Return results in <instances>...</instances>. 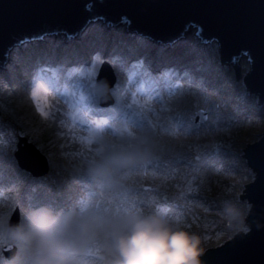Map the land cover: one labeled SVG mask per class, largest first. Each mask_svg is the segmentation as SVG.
<instances>
[{
	"label": "rangeland",
	"instance_id": "rangeland-1",
	"mask_svg": "<svg viewBox=\"0 0 264 264\" xmlns=\"http://www.w3.org/2000/svg\"><path fill=\"white\" fill-rule=\"evenodd\" d=\"M101 20L94 24L93 30H87L79 37H70L68 42L66 33L26 42L16 50L8 65L0 67V195L4 194V189L9 192L18 189L21 201L22 196L33 201L41 196L48 205L58 199L55 208H64L68 206L63 201L64 195H72L70 191H73L75 181L78 186L83 184L88 188L87 191L82 189L85 194L91 192L85 197L76 188L80 192L75 191L74 202L82 198L90 199V206L98 210L128 206L138 196L147 207H154L161 214L198 233L205 251L224 244L242 228L250 231L245 218L251 204L240 194H244V184L255 179L256 172L248 166L242 154L248 142L257 141L264 133V105L248 87L245 91V76L250 71L248 57L243 54L238 60L241 76L237 80L234 64L221 62L216 41L209 46L201 39L193 38L173 45L170 52L164 49L165 57L173 51L169 60L175 64H160L156 69V50L152 47L159 46V41L151 39L153 46L146 47L148 52L145 56H130L134 53L133 49L139 47L135 45L136 40L146 39L141 48L144 49L146 44H150L147 38L129 30L127 23L113 26ZM109 32L112 36L108 35ZM180 55L190 57L185 62H175ZM78 56H82V60ZM120 56L128 60L130 67L126 89L123 90L119 81L125 75L116 70L111 61L112 57ZM89 59H92V64L84 67ZM138 61L144 66L133 68ZM64 62L76 67L71 78L59 68ZM105 63L115 78L110 94L132 103L131 93L135 92L134 107L143 111L154 125L159 141L153 154L145 160L151 163L129 171L124 183L117 189L96 188L90 176L75 171V166L94 153L89 151L90 148L100 147L94 139L91 145L88 143L92 117L89 119L76 109L80 95H87L89 90L101 97L102 85L96 82V78ZM38 66L56 69L54 83H49L51 72L44 74V89L38 93L42 111H48L50 105H55L51 108L55 113L59 88L65 91L69 84L72 85L66 91L72 98L71 104H66L65 108L59 106V119L45 120L37 111L36 101L30 99V74ZM149 67L154 73L167 68H175L178 72V75L166 80L157 78V93L161 92L162 86L174 90L169 98L163 97L160 104L145 99L139 93L140 84L146 78L142 73ZM129 77H132L131 82ZM132 81H138V84ZM201 111L202 120L197 117ZM82 116L87 118L88 123L79 121ZM114 125L121 127L118 123ZM210 128L212 132L206 136ZM192 129L199 134L190 135ZM103 136L119 139L113 130L109 132L106 129ZM19 137L26 138L46 157V173L35 177L19 168L14 156ZM179 161L184 164L179 165ZM217 161L220 163L215 164ZM224 170L228 175L224 174ZM226 201L243 209L245 216L242 224L239 221L226 222L221 214ZM4 211L10 217L16 214L18 219V208L10 205Z\"/></svg>",
	"mask_w": 264,
	"mask_h": 264
},
{
	"label": "water",
	"instance_id": "water-1",
	"mask_svg": "<svg viewBox=\"0 0 264 264\" xmlns=\"http://www.w3.org/2000/svg\"><path fill=\"white\" fill-rule=\"evenodd\" d=\"M262 12L264 0H0V67L6 64L9 51L24 42L56 33H66L68 42L92 21L102 19L114 26L125 23V18L129 30L164 44L195 28L202 42L219 44L221 62L234 64L237 80L241 76L238 60L246 55L250 71L245 84L264 104V63L259 56ZM97 82L103 86L101 98H107L115 82L108 64L100 68ZM202 113L198 119L202 120ZM78 119L88 123L84 116ZM17 147L20 167L34 176L47 172L46 157L26 138L19 137ZM243 149L248 166L256 172L255 179L244 184L245 194H240L251 204L245 218L250 231L239 230L224 244L207 248L204 264H264V133ZM16 220L15 214L11 221Z\"/></svg>",
	"mask_w": 264,
	"mask_h": 264
},
{
	"label": "clouds",
	"instance_id": "clouds-1",
	"mask_svg": "<svg viewBox=\"0 0 264 264\" xmlns=\"http://www.w3.org/2000/svg\"><path fill=\"white\" fill-rule=\"evenodd\" d=\"M137 136L131 144L104 137L101 150L75 171L86 173L98 187L119 188L126 174L158 147L156 136ZM18 191L4 189L0 195V244L11 248L0 264H204L201 236L154 207L98 210L86 208V198L64 208L33 206L22 202ZM10 205L19 209L15 222L4 211ZM221 214L226 222L241 224L245 216L229 201Z\"/></svg>",
	"mask_w": 264,
	"mask_h": 264
},
{
	"label": "snow or ice",
	"instance_id": "snow-or-ice-1",
	"mask_svg": "<svg viewBox=\"0 0 264 264\" xmlns=\"http://www.w3.org/2000/svg\"><path fill=\"white\" fill-rule=\"evenodd\" d=\"M122 22L127 23L128 21L125 18H122ZM259 41H260V49L259 56L261 62L264 63V12L261 14L260 18V27H259ZM92 64V59H89L83 66L87 67ZM80 65H77L79 67ZM143 62L138 61L137 64L133 65V68L143 67ZM61 70L66 72V75L71 78L73 73L76 70V67H73L70 63L64 62L59 65ZM51 72L52 78H50L49 83L55 82L56 77V69L52 67L38 66L34 73L30 74L31 79L29 81V89H30V99L36 101L37 111H40L42 117L47 120L48 118L59 119V106L57 107V111L54 113L51 108L55 105H50L48 111H42L39 106V95L38 93L44 89L43 78L44 74ZM135 75V73L133 74ZM173 75H178V72L175 68H167L164 69L160 73H155L149 67L148 70L142 73V76L147 77L146 80H143L140 84V89L143 90L144 85L148 84L149 86H153L159 83V79H168ZM159 77V79H157ZM132 77H129V82H131ZM245 91L247 90V86L245 85ZM132 103H128L123 97L116 96L114 93L110 94L107 98H101L95 91L89 90L87 95L81 94L79 100L77 101V111H80L83 115L89 117L98 116L103 117L96 120H91V124L89 126L90 138L88 143L91 145L94 139L95 143L98 145H102L103 143V132L106 129L113 130L118 136L119 140L125 141L129 144L139 140L141 137L137 136V133L146 134L147 136H155L154 125L150 123L148 117L144 114L143 111H137L134 107L136 100V93L132 92ZM114 102V103H113ZM103 105V107H102ZM111 105V107H108ZM110 120L115 121L119 125L120 128H116L114 124L110 123ZM132 129V131H129ZM101 148H90V152L100 151ZM151 161H143L139 167H145L150 164ZM103 188V186H102ZM90 199L85 202V207L90 206ZM147 207L142 201H140L137 196L135 200L131 201L128 206L131 207ZM11 220V217H10ZM264 228V224L261 225ZM241 231H248L245 228H242ZM11 253V248L6 244H0V258L7 257ZM203 256V259L205 258Z\"/></svg>",
	"mask_w": 264,
	"mask_h": 264
},
{
	"label": "bare ground",
	"instance_id": "bare-ground-1",
	"mask_svg": "<svg viewBox=\"0 0 264 264\" xmlns=\"http://www.w3.org/2000/svg\"><path fill=\"white\" fill-rule=\"evenodd\" d=\"M101 19H98V20H95V21H92V22H90L88 25H87V27L85 28V30L82 32V34L81 35H83L87 30L89 31L90 29H92L93 30V27H94V24L98 21H100ZM102 22H104L103 20H101ZM191 31H189V32H187L185 35H184V37L183 38H179L177 41H175V42H173L172 44H169V43H159L158 45L160 46H154V47H152L153 46V44H151V38H147V37H145V38H147V41H149L150 42V44H146L145 45V48L144 49H141V48H143L144 47V45H142L143 43H144V41H146V39L145 40H143V39H137L136 40V43H135V45H137V46H139V47H135L134 49H133V52L134 53H132V54H130V56H133L134 55V57L135 56H139V54L140 55H146L147 54V52L148 51H146V47H148V46H151L152 48H154L156 51H155V53L156 54H154L155 56V59H156V62H157V64H156V66H155V68L157 69L158 68V66L160 65V64H164V63H173V61L172 60H169L170 59V57H169V55L173 52H171L168 56H164V52L166 51V49L168 50V52H170V50H172L171 48L173 47V45H179L180 43H182L184 40H189V41H191L193 38H196V39H199L200 40V38L199 37H197L198 35H197V30L195 29V28H191L190 29ZM95 35H97V32H95ZM108 35H111L112 36V34H111V32H109V34ZM138 35V34H137ZM144 37V36H143ZM47 38H49V37H47ZM114 38H115V36H114ZM213 42H215V41H213ZM213 42H208V43H206V45L207 44H209V46H211L212 45V43ZM203 43V42H202ZM24 45H26V42H24V43H22V44H20V45H17V46H15V47H13L10 51H9V53H8V59H7V62H6V64L4 65V66H6V65H8L9 64V62L12 60V57H13V55H14V53L16 52V50L18 49V48H21V47H23ZM196 48H198V47H195V49ZM164 49H165V51H164ZM80 55V54H79ZM40 56V55H39ZM81 60H82V56H78ZM165 57V58H164ZM179 57V56H178ZM190 56H181L180 55V57H179V59L178 60H180V61H175V62H185L188 58H189ZM131 58V57H130ZM111 61H112V64L116 67V70H118V71H120L122 74H124L125 75V78H123V79H121V82L119 81V85L121 86L120 88H121V90H123V89H126V86H125V84H126V82L128 81V79H127V76H128V73H129V70H130V67H129V64H128V60L126 59V58H123V57H119V58H115V57H112L111 58ZM83 62H86V61H83ZM173 64H175V63H173ZM190 65H192V64H190ZM3 66V67H4ZM31 66H33L32 64H31ZM201 72V70H196V72ZM155 74V73H154ZM200 73H198V75H199ZM158 78V77H157ZM147 79V77L144 79V80H146ZM132 82H134L135 84H138V81H132ZM194 83H195V85H197L198 83L194 80L193 81ZM158 84V83H157ZM157 84H155V85H153V86H149L148 84H146V85H144V88H143V90H141V89H139V93L140 94H143L144 96H145V99H148V100H151V101H157L159 104L160 103H162V100H163V97H167V98H169L168 96H171L172 94H173V89L172 90H170V89H168V87H166V86H162V89H161V92L160 93H157ZM71 84H69L68 85V87L69 88H71ZM68 87L65 89V91H62V89L60 90V88H59V95H58V98H59V101H56V105H58V106H63L64 108H65V105L67 104H71V101L70 100H72V98L70 99L69 98V96L70 95H68L67 93H66V91L68 90ZM117 88H118V86H117ZM69 101H70V103H69ZM99 118H103V117H98V116H92V119L93 120H96V119H99ZM110 123L111 124H114V123H116V122H113L112 120H110ZM212 127V126H211ZM107 130H109V132L110 131H112V130H110V129H107ZM209 132H212V129L210 128V129H208L207 130V132L205 133V135L206 136H208L209 135ZM189 134L190 135H197V134H199L198 132H197V130L196 129H192V130H190V132H189ZM202 144V143H201ZM179 159H181L182 160V158L180 157ZM220 163V161H217V162H215V164H219ZM179 165H182V164H184V163H182V161H179V163H178ZM224 174H226V175H228V173H227V171H225L224 170ZM2 183H4V182H2ZM5 185H8L6 182L4 183ZM70 184H71V182H70ZM3 185V184H2ZM4 186V185H3ZM73 191H70V193L72 194V195H70V196H66V195H64V202L65 203H67V205L69 206V205H71V204H74L75 202H74V198H75V195H76V188H78V189H80L81 191H82V189L83 190H85V191H87L88 190V188L87 187H85L83 184H80L79 186L77 185V182H75V181H73ZM96 188H100V187H96ZM77 192H80V191H78L77 190ZM91 192V191H90ZM90 192H88V193H84L83 191H82V195H85V197L86 196H90ZM80 194V193H79ZM83 199V198H82ZM22 202H24V203H28V204H30V205H33V206H36V205H38L39 203L40 204H48V203H45L44 202V200H42L41 199V196L40 197H38L37 198V200H35V201H33L32 199H29V197H27V198H25L24 196H22ZM52 202H53V204L52 205H50V206H53V207H55L57 204H58V199H54V200H52ZM77 202V201H76Z\"/></svg>",
	"mask_w": 264,
	"mask_h": 264
},
{
	"label": "trees",
	"instance_id": "trees-1",
	"mask_svg": "<svg viewBox=\"0 0 264 264\" xmlns=\"http://www.w3.org/2000/svg\"><path fill=\"white\" fill-rule=\"evenodd\" d=\"M244 193H245V191H244Z\"/></svg>",
	"mask_w": 264,
	"mask_h": 264
}]
</instances>
